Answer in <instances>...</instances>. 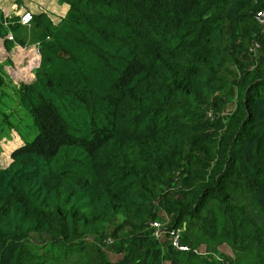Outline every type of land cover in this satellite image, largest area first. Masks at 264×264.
Listing matches in <instances>:
<instances>
[{"label": "trees", "instance_id": "1", "mask_svg": "<svg viewBox=\"0 0 264 264\" xmlns=\"http://www.w3.org/2000/svg\"><path fill=\"white\" fill-rule=\"evenodd\" d=\"M57 1L0 32L40 55L0 75L35 135L0 166V264H264V0Z\"/></svg>", "mask_w": 264, "mask_h": 264}, {"label": "rangeland", "instance_id": "2", "mask_svg": "<svg viewBox=\"0 0 264 264\" xmlns=\"http://www.w3.org/2000/svg\"><path fill=\"white\" fill-rule=\"evenodd\" d=\"M36 2V0H34ZM35 2L33 4H35ZM32 4V2H30ZM59 3V2H58ZM59 4H64V3H59ZM51 3H42V4H38L37 6L33 5V9L30 11H34V10H39L40 8L42 9V11H45L47 14L49 13V15L52 13L51 8H50ZM32 15V14H31ZM28 52V54H30L31 59H35L36 56L31 54V52L33 53V51H25ZM6 52L0 51V75L2 76L5 84L7 83L9 87H14V86H19L21 84H30L33 82L34 80V71L30 72V75L28 74V76H30V79L27 80L25 79V77H21L19 78V73L18 72H24L25 68L21 69L20 66H13V63L11 62V60L7 57V55L5 54ZM39 60V56L37 58ZM37 66L31 67L30 69H35ZM16 69V72H11V70ZM10 72L13 76L10 75ZM18 78V79H17ZM20 82H19V81ZM12 91H0V166H6L9 163L8 160V153L10 149H12L15 146V138L13 135H18L21 142H30L33 140L34 138V133H33V124L32 121L30 119H27L23 116L21 110L18 109V106L16 105V101L14 98L13 101V96H12ZM12 112V115H15V117L11 116L9 117V120L7 121H11L12 123H14L15 120H20V117H22L23 121L22 123L16 125L14 127V130H12L11 132H9L6 129V124L4 121L5 118V114ZM15 112V113H14ZM204 248L201 247L200 251L203 252ZM221 252L224 255L227 256H231V251L230 249L224 245V247H221ZM109 258L111 260H116V256L114 255H110Z\"/></svg>", "mask_w": 264, "mask_h": 264}, {"label": "crops", "instance_id": "3", "mask_svg": "<svg viewBox=\"0 0 264 264\" xmlns=\"http://www.w3.org/2000/svg\"><path fill=\"white\" fill-rule=\"evenodd\" d=\"M32 2V4L30 3ZM35 1L34 0H0V32L4 31V21L9 19L13 20V18L19 17L20 13L23 11L29 12L32 15H39L41 13L46 14L48 18L52 21L53 24H57L62 18L67 10L68 6L66 4H59L57 0H36L35 4H33ZM51 3L50 8L52 13L49 15L45 11H42L40 8L39 10H34L30 12L33 9V5L37 6L38 4L42 3ZM30 10V11H28ZM32 23L30 26H21L22 31H20L21 34L24 32L27 33V31L32 30ZM9 48L6 50V48ZM33 46H30L28 48H21L16 45L15 42H10V41H5V36H0V51H5L7 57L11 60L13 63V66L17 65L20 66L21 69L25 68L24 72H18L19 73V78L25 77L27 80L30 79V72L32 69V62H30V54L25 51H33ZM32 54V52H31ZM16 69L11 70V72H16Z\"/></svg>", "mask_w": 264, "mask_h": 264}, {"label": "built area", "instance_id": "4", "mask_svg": "<svg viewBox=\"0 0 264 264\" xmlns=\"http://www.w3.org/2000/svg\"><path fill=\"white\" fill-rule=\"evenodd\" d=\"M19 17H20V24L23 25V26H28L30 24L31 20H32L30 13L25 12V11L21 12ZM255 18H256L257 22H259L261 25H264V12H258L256 14ZM7 39L9 41H12V37L10 35L7 36ZM34 52H35V56L37 57L38 51L35 50ZM31 62H32V67L38 66V62L36 63L35 59H33ZM152 226L155 229L153 235L156 238H159L160 234H161L160 230H159V228H160L159 224L158 223H154V224H152ZM170 239L172 240L173 245L175 247H178V235L172 233ZM178 248L180 250H185L186 249L184 247H178Z\"/></svg>", "mask_w": 264, "mask_h": 264}, {"label": "clouds", "instance_id": "5", "mask_svg": "<svg viewBox=\"0 0 264 264\" xmlns=\"http://www.w3.org/2000/svg\"><path fill=\"white\" fill-rule=\"evenodd\" d=\"M26 12V11H25ZM29 13V12H28ZM31 15V14H30ZM31 19H32V15H31ZM31 22H32V20H31ZM31 22H30V24H31ZM17 23L20 25V26H23V25H21L20 24V17H18V21H17ZM30 24L28 25V26H30ZM4 25V27H6V24L4 23L3 24ZM27 27V26H26ZM11 36L12 37V41H10V42H15L16 43V45H18V47H21V48H28V47H30V46H33V53H34V55H35V50H37L38 51V49H37V45H30V46H27V47H24V46H21V45H19L18 43H17V41H16V39L13 37V34L11 33V32H8V34L5 36V41L7 42V41H9L8 39H7V36ZM6 48V47H5ZM7 50V49H6ZM38 56H39V60H37V62H38V66H39V61H40V55H39V52H38V54H37V58H38ZM37 66V67H38ZM37 67L35 68V69H32V71H31V74H32V72L33 71H35L36 69H37ZM10 75L11 76H13L12 74H11V72H10ZM33 75V74H32ZM18 79V78H17ZM26 79V78H25Z\"/></svg>", "mask_w": 264, "mask_h": 264}, {"label": "bare ground", "instance_id": "6", "mask_svg": "<svg viewBox=\"0 0 264 264\" xmlns=\"http://www.w3.org/2000/svg\"><path fill=\"white\" fill-rule=\"evenodd\" d=\"M32 54L34 55V53H32ZM29 60H30V62H31L33 59H31V57H30ZM35 60H36V63H37V60H38L37 57L35 58Z\"/></svg>", "mask_w": 264, "mask_h": 264}, {"label": "water", "instance_id": "7", "mask_svg": "<svg viewBox=\"0 0 264 264\" xmlns=\"http://www.w3.org/2000/svg\"><path fill=\"white\" fill-rule=\"evenodd\" d=\"M19 81V80H18ZM20 82V81H19Z\"/></svg>", "mask_w": 264, "mask_h": 264}]
</instances>
